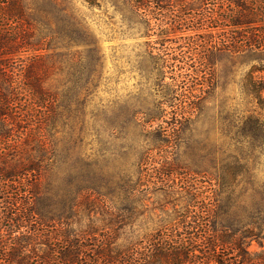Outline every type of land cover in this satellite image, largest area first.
Masks as SVG:
<instances>
[{
	"label": "rangeland",
	"instance_id": "374dc122",
	"mask_svg": "<svg viewBox=\"0 0 264 264\" xmlns=\"http://www.w3.org/2000/svg\"><path fill=\"white\" fill-rule=\"evenodd\" d=\"M65 3L46 53L56 93L48 168L27 196V220L0 219V248L36 230L27 249L37 258L68 234L121 264L176 239L193 248L148 264H219L218 255L262 264L264 102L253 90L262 59L225 54L212 69L161 70L184 54L183 34L162 45L123 0ZM218 231L236 244L213 253Z\"/></svg>",
	"mask_w": 264,
	"mask_h": 264
},
{
	"label": "trees",
	"instance_id": "16d2710c",
	"mask_svg": "<svg viewBox=\"0 0 264 264\" xmlns=\"http://www.w3.org/2000/svg\"><path fill=\"white\" fill-rule=\"evenodd\" d=\"M123 2L127 10L141 19L148 32L158 33L162 45H166L171 37L183 34L184 54L162 61L161 70L175 68L169 65L170 62L179 63L181 69L195 68L196 64L203 69H212L217 57L225 54L259 57L264 62V0ZM68 7L65 0H0V203L12 211L5 216L3 210L0 219L6 217L14 221L11 217L18 216L27 220V196L38 188L48 168L45 149L50 140L46 134L56 93L51 84L54 66L50 62L51 56L46 53L52 37L50 29L54 23L65 22L61 14L68 13ZM167 52L170 54L171 50L167 49ZM253 90L256 94L262 92L264 102V76L262 87ZM36 232L17 239L12 248L8 249L4 244L0 248V264H121L123 260L118 261L98 245L89 255L85 239H74L68 234L57 240L54 254L47 252L37 258L27 249L31 242L36 244ZM218 232L213 253L216 248L224 250L227 245L236 244L233 236ZM182 242L170 240L168 248L164 241L157 246L146 243L144 251L137 250V255L125 263L148 264L154 257L152 254L159 252L166 256L167 249H172V254L167 256H180L174 254L177 248L180 254L189 253L191 249L187 247H193ZM44 244L53 251V242L45 241ZM218 256L219 264H231L230 260ZM261 259L264 264V250ZM244 263L249 264L242 258L239 264Z\"/></svg>",
	"mask_w": 264,
	"mask_h": 264
}]
</instances>
